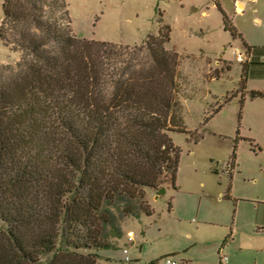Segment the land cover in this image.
Wrapping results in <instances>:
<instances>
[{"label":"trees","instance_id":"1","mask_svg":"<svg viewBox=\"0 0 264 264\" xmlns=\"http://www.w3.org/2000/svg\"><path fill=\"white\" fill-rule=\"evenodd\" d=\"M169 38L162 27L140 46L87 41L65 0H4L0 41L17 61L0 65V264H111L91 252L151 215L144 189L175 188L169 134L186 132L172 126Z\"/></svg>","mask_w":264,"mask_h":264},{"label":"rangeland","instance_id":"2","mask_svg":"<svg viewBox=\"0 0 264 264\" xmlns=\"http://www.w3.org/2000/svg\"><path fill=\"white\" fill-rule=\"evenodd\" d=\"M65 2L79 39L140 46L169 27L165 49L179 57L172 126L186 133L169 134L179 150L175 188L144 189L151 215L128 219L113 248L91 253L111 264H264V98H250L264 95V0ZM16 61L0 41V65Z\"/></svg>","mask_w":264,"mask_h":264},{"label":"crops","instance_id":"3","mask_svg":"<svg viewBox=\"0 0 264 264\" xmlns=\"http://www.w3.org/2000/svg\"><path fill=\"white\" fill-rule=\"evenodd\" d=\"M231 175H232V173H231ZM170 209V208H169ZM197 230H199V229H197ZM264 230V229H263ZM128 234H131V237H132V240L131 241H128V239L126 238V241L128 242V243H133V235H132V233H130V232H128L127 233V235ZM127 235H126V237H127ZM191 243H192V248L193 247H195V246H197V243L195 242V241H191ZM170 254H172V255H175V254H177V253H170ZM159 258H161V257H159ZM163 258V257H162ZM223 258H225V257H222L221 259H219V262L220 263H222L223 261ZM163 260H166V259H152L151 260V262H150V264H157V263H159V262H162ZM169 260V259H168ZM177 264H187V261H186V259H184V257H182V259H181V261H179Z\"/></svg>","mask_w":264,"mask_h":264},{"label":"built area","instance_id":"4","mask_svg":"<svg viewBox=\"0 0 264 264\" xmlns=\"http://www.w3.org/2000/svg\"><path fill=\"white\" fill-rule=\"evenodd\" d=\"M234 55L236 57V62L239 64H243L242 53L240 52V50H238V49L234 50ZM126 238L128 239V241H131L132 240L131 234H128ZM222 261L225 262L226 258H223ZM157 264H175V263L166 259V260H163L162 262H159Z\"/></svg>","mask_w":264,"mask_h":264}]
</instances>
